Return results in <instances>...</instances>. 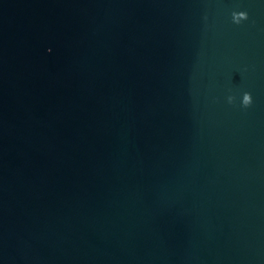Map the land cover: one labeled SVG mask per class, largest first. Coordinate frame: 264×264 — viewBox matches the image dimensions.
Returning <instances> with one entry per match:
<instances>
[{"label": "water", "instance_id": "1", "mask_svg": "<svg viewBox=\"0 0 264 264\" xmlns=\"http://www.w3.org/2000/svg\"><path fill=\"white\" fill-rule=\"evenodd\" d=\"M0 264H264V0H0Z\"/></svg>", "mask_w": 264, "mask_h": 264}]
</instances>
